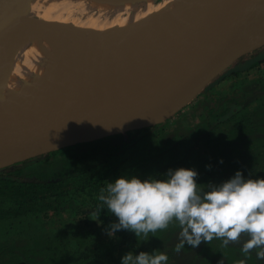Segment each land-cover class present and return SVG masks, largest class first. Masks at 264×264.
<instances>
[{
  "label": "trees",
  "instance_id": "trees-1",
  "mask_svg": "<svg viewBox=\"0 0 264 264\" xmlns=\"http://www.w3.org/2000/svg\"><path fill=\"white\" fill-rule=\"evenodd\" d=\"M263 101L264 83L235 79L217 97L204 94V113L185 126V132L172 129L160 137L159 127L153 130L155 136L140 133L146 131L142 127L63 146L0 168V264H110L109 260L117 261L114 250L120 244L131 248L135 256L154 253L158 244L173 242L164 254L172 253L182 239L176 221L169 224L172 228L147 237H136L125 229L109 236L110 225L118 219L106 206L98 219L94 216L95 220L80 222L76 216L85 207L98 211L101 190L120 176L150 173L144 178L148 179L162 170L183 167L195 170L196 181L202 184L228 180L237 171L264 178V113L259 104ZM139 133L153 139L139 158L132 159L128 151L136 146ZM190 139L205 149L195 159L190 157V147L180 148ZM248 239L244 235L233 244L242 249ZM259 250H251L248 257L243 254L245 264H264L257 258ZM201 255L202 249L195 248L189 255L191 264H198ZM214 264L228 262L220 258Z\"/></svg>",
  "mask_w": 264,
  "mask_h": 264
},
{
  "label": "water",
  "instance_id": "water-1",
  "mask_svg": "<svg viewBox=\"0 0 264 264\" xmlns=\"http://www.w3.org/2000/svg\"><path fill=\"white\" fill-rule=\"evenodd\" d=\"M29 2L0 0V8L12 14ZM159 12L123 28L129 42L118 81H113L111 71L122 33L110 40L105 63L96 64L89 92L69 88L61 96L51 93V98L40 99L27 93L4 98L0 91V168L163 121L237 57L264 42L260 35L264 0H195L188 10L177 8L167 14L164 31L155 42L162 59L159 65L130 75L132 60L144 63L137 48L151 33Z\"/></svg>",
  "mask_w": 264,
  "mask_h": 264
},
{
  "label": "bare ground",
  "instance_id": "bare-ground-1",
  "mask_svg": "<svg viewBox=\"0 0 264 264\" xmlns=\"http://www.w3.org/2000/svg\"><path fill=\"white\" fill-rule=\"evenodd\" d=\"M42 1L30 0L12 14L6 12L2 15L3 9L0 8V91L4 98L27 93L47 99L51 98V93L61 96L69 88L76 87L83 93L89 92L92 73L98 62L105 63L112 37L122 33L126 25L135 24L153 13L142 14L139 8L152 9L156 5V0H45V6L41 5ZM170 1L172 3L158 10L154 8L160 11L158 18L151 27V33L143 38L145 41L140 42L137 48L144 63L138 64L132 60L128 69L130 75L153 71L159 65L162 59L156 52L155 42L164 31L167 14L177 8L180 11L188 10L195 0L177 3L162 0L158 4ZM89 3L94 6L92 10L91 7L86 9ZM125 10L137 15L130 13L133 17L129 16L132 18L125 22L123 17L119 18ZM22 11L23 16H19L17 22L14 17ZM21 18L31 20L19 25ZM9 22L14 25L12 31ZM84 31L86 33L82 35ZM127 35L122 33L124 40L116 45V61L111 71L113 81H118L123 71L120 65L122 53L126 52L125 47L129 42L125 40ZM260 35L264 36V25ZM37 39L39 45L34 44ZM10 45L14 47L13 50L8 49ZM13 55L19 59L16 66H11L10 56Z\"/></svg>",
  "mask_w": 264,
  "mask_h": 264
},
{
  "label": "clouds",
  "instance_id": "clouds-1",
  "mask_svg": "<svg viewBox=\"0 0 264 264\" xmlns=\"http://www.w3.org/2000/svg\"><path fill=\"white\" fill-rule=\"evenodd\" d=\"M197 175L195 170L181 167L169 169L163 179L120 176L101 190L102 203L91 215L98 219L106 206L118 219V223L110 225L109 236L125 229L137 237H147L176 221L182 238L175 248L177 253L185 244L195 248L214 238L221 239L227 247L246 233L249 239L241 249L244 256L260 249L257 258L264 259V178L246 179L237 171L232 178L218 185L209 184L202 191L198 189ZM168 259L162 252H140L135 256L129 252L121 264H167Z\"/></svg>",
  "mask_w": 264,
  "mask_h": 264
},
{
  "label": "rangeland",
  "instance_id": "rangeland-1",
  "mask_svg": "<svg viewBox=\"0 0 264 264\" xmlns=\"http://www.w3.org/2000/svg\"><path fill=\"white\" fill-rule=\"evenodd\" d=\"M159 2L162 0H158ZM156 0V5L152 8V9H149L146 7L144 9H140V11L142 12V14H144L145 12H149V11H152L154 12V10H158L160 8H162L164 5H167V4H170L172 3L171 1L169 3H161V4H158V2ZM174 1L173 3H177V2H180L181 0H172ZM42 6H45V0H43L41 2ZM84 4V3H83ZM86 6V4L84 5V7ZM87 6L86 9L89 10V8L91 7L90 10H92L94 8V6L89 3ZM155 8V9H154ZM138 10V9H136ZM135 10V11H136ZM147 10V11H146ZM155 10V11H156ZM127 10H125L124 13H121L119 16V18H122V20H124L125 22L129 19H131L133 16L137 15V14H134V13H128L126 12ZM134 11V10H133ZM24 11L21 12H18L17 15L14 17V19L17 20L18 22V17L19 16H23ZM101 12V15L103 13V10L101 9L100 10ZM4 13H2L3 15ZM1 15V17H2ZM86 16V15H85ZM129 16H132V17H129ZM87 17V16H86ZM84 18L85 20H87V18ZM129 17V18H128ZM90 18V17H89ZM24 20V21H23ZM22 18L19 20V25L20 24H26L28 21H30L31 19H23ZM13 21V20H12ZM11 21V22H12ZM11 22H9V25H11ZM14 24V21L12 22ZM11 25L10 27H14V25ZM7 26L4 25L3 28ZM13 27L11 28V31L13 29ZM81 28V26H80ZM15 30V29H14ZM86 31V30H85ZM83 32L82 35L86 32ZM10 37V33H8V35ZM8 37H6L7 39ZM37 42H35L34 44L36 45H39V40L37 39L36 40ZM34 45V46H35ZM15 46V45H14ZM8 47V46H7ZM6 47V48H7ZM6 48H4V51L6 50ZM13 46L10 45L8 47V49H12L13 50ZM4 51L2 52V54L4 53ZM2 56V55H1ZM0 56V57H1ZM264 42L261 43L260 46H258L257 48H254L242 55H240L239 57H237L234 61H232L230 63L229 66H227L224 70H222L219 74H217L214 78H212L188 103H186L182 108H180L179 110H177L175 113H173L172 115H170L169 117H167L166 119H164L163 121H160L158 123H155V124H152V125H149V126H146V131L144 132H140V133H150L152 134L153 136H155L156 134L153 133V130H155L156 128H160L162 129L160 132H158L159 136L160 137H164L166 136V133L170 132L172 129H176L178 131H182V132H185L184 131V128H186L185 126L187 125H192L193 123L197 122L198 120H200L202 114L204 113L203 111V104H202V98L204 97V94H207V93H211L212 96L214 97H217L219 94H221L222 92L224 91H227L229 89V85L231 83V81L237 79L239 81H242V82H247L249 80H257V82L259 84H262L264 83ZM25 58V55H23L22 59ZM10 59H12L11 61V66H16V64L18 63L19 59H18V56L16 55H13L12 57L10 56ZM254 103H251V105L247 108V110L253 105ZM255 104H258V103H255ZM261 108H262V111L264 113V101L263 102H260L259 103ZM158 128V129H159ZM152 130V131H151ZM157 130V129H156ZM159 131V130H157ZM138 134L139 135V139L137 138V144L134 148L130 149L128 151V155L127 157H131L132 159H137L139 158V156H141L143 153V149L145 147V145L149 142V141H152L153 139V136H150L151 138H147L146 136H140L142 134ZM162 140H159L158 142H160ZM188 147H190V152H191V155L190 157L195 159L197 157V154H199L200 150L203 148L202 147V143H199V142H192V140L190 139L188 141V143L186 144V146H182L180 147L181 150H185L187 149ZM205 149L201 150V151H204ZM136 163H134L135 165ZM167 170H162L161 174L155 176L156 179H163L165 178L166 174H167ZM151 175L150 173L147 174V176ZM130 176H137L138 178L140 179H144L145 175H143L142 177L141 174L138 173V175H130ZM244 178H253V179H256V178H260L258 175H244ZM226 181V180H225ZM197 182V181H196ZM224 181H221V182H211V183H206V184H202L201 182H197L198 184V189L199 190H202V191H206L207 188H208V185L209 184H215V185H218L220 183H222ZM92 211L89 210V207H85L83 208L76 216V219H79L80 222L84 221V220H95V217L91 215ZM66 213L63 214V217H65ZM85 218V219H84ZM177 224V222H176ZM171 226V225H170ZM168 226L169 228H172ZM168 227L164 230H167ZM181 230V229H180ZM127 232H130V230H126ZM162 231V230H161ZM135 235V233H134ZM244 235H247L246 233L245 234H242L240 239L244 236ZM136 236V235H135ZM169 236V234H168ZM137 237V236H136ZM214 240H218L217 241V244L214 242ZM234 242H230L229 245L227 247H224L223 248V244H222V240L221 239H218V238H214L211 242H204L202 241L200 243V245L198 247H195V248H201L202 249V255L201 257L198 258V264H214L215 261H219V259L221 258V260H227L228 264H239V262L241 260L244 259V256H243V253L241 251L240 248H237L238 246L236 244H233ZM167 244V242L163 243L162 245H159L156 246L154 249H155V252L158 254V253H165V251L167 250L166 248H168L169 250L172 249L173 247V242L170 243V245L168 246H165ZM216 245V246H215ZM230 245H232V247H230ZM161 246V247H160ZM165 246V247H164ZM233 246H236V247H233ZM212 247L214 249V251H216V253H213L212 250H210ZM195 248H192L191 246L185 244V247L179 252L177 253L175 251V249L173 250L172 253H168V261H167V264H191V260H192V257H190L189 255L191 254V252L193 250H195ZM147 249V248H145ZM162 249V250H161ZM153 250V249H152ZM131 252L132 253V249H125V246L120 244L119 246H117V248L114 250V258L117 260H113L111 262V260H109L110 264H121V259L122 257ZM187 253V258L185 261H182V257ZM194 253V252H193ZM170 254V255H169ZM195 255V254H194ZM182 261V262H181ZM264 261V259H263ZM193 263V262H192Z\"/></svg>",
  "mask_w": 264,
  "mask_h": 264
}]
</instances>
